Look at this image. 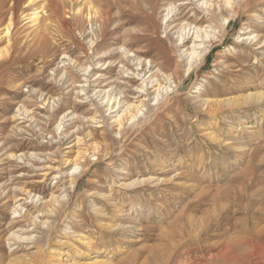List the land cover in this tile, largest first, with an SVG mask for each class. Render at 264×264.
<instances>
[{"label": "rangeland", "instance_id": "rangeland-1", "mask_svg": "<svg viewBox=\"0 0 264 264\" xmlns=\"http://www.w3.org/2000/svg\"><path fill=\"white\" fill-rule=\"evenodd\" d=\"M196 1L0 0V33L14 23L0 34V264H264V0H236L232 17L212 21ZM96 10L104 23L91 26ZM180 22L218 32L188 74L191 43L169 33ZM120 48L152 61L174 92L117 136L114 114L90 101L114 85L136 101L141 81L132 63L120 72ZM91 145L98 155L79 161Z\"/></svg>", "mask_w": 264, "mask_h": 264}, {"label": "bare ground", "instance_id": "bare-ground-1", "mask_svg": "<svg viewBox=\"0 0 264 264\" xmlns=\"http://www.w3.org/2000/svg\"><path fill=\"white\" fill-rule=\"evenodd\" d=\"M3 1V0H2ZM32 1L35 0H30L29 3H31ZM47 1V0H46ZM87 1H92V0H86ZM100 1V0H99ZM190 1L191 4H181V5H192V2L194 0H187ZM141 2H147V4H152V0H134V3H141ZM197 3H195V6L197 9H199L201 11V13L205 14L204 17H209L208 19H210L211 21L214 20L215 15H221V11L222 10H226L231 17L234 15V8H235V4H236V0H216V3L214 4L212 2V0H198L196 1ZM28 3V4H29ZM90 3V2H88ZM94 3V2H93ZM187 3V2H186ZM1 4V3H0ZM48 4V3H47ZM85 4V3H84ZM15 5V3H14ZM30 5V4H29ZM87 5V3H86ZM89 6V5H88ZM180 6V5H179ZM95 7V6H94ZM151 7V6H150ZM79 8V7H78ZM90 10V9H89ZM176 7L175 6H170L168 8H166V15L164 17V22H166L165 24H167L169 22V20L171 18L174 17L175 14H173V12L175 13ZM12 11V9H11ZM10 11V12H11ZM15 11V10H14ZM13 11V12H14ZM77 11H80L77 10ZM83 11V10H81ZM91 12V11H90ZM12 14V13H11ZM39 11L38 9H35V11L31 14H26L25 17L27 19H30V21L32 23L36 22L39 17H38ZM79 14V12H78ZM82 14V13H81ZM14 15V14H13ZM80 15V14H79ZM193 17H197L196 14H193ZM81 16V15H80ZM203 16V15H202ZM11 17V15H10ZM15 17V16H14ZM107 17L109 18L108 20H110L109 14L107 15ZM171 17V18H170ZM25 18V19H26ZM170 18V19H169ZM13 18H9V23L7 26H5L4 31L1 33H5L6 35H10L11 34V29H12V20ZM178 19V18H177ZM195 19V18H194ZM203 19V18H202ZM87 20L88 22L91 24V26H93L94 23H97L99 20H101V22L104 23V19H103V14H101L100 12H98L97 10L95 12H91L88 13L87 15ZM216 20V19H215ZM29 21V22H30ZM94 21V22H93ZM177 21V20H175ZM199 21V20H198ZM219 21L223 26H228L231 23V18L230 17H223L220 16L219 17ZM39 22V21H37ZM86 22V20H85ZM109 22V21H108ZM171 22V21H170ZM217 22V21H216ZM38 24V23H37ZM84 24V23H83ZM170 24V23H169ZM34 25V24H33ZM36 25V23H35ZM96 25V24H95ZM213 27V26H212ZM211 26H207V27H197V26H193L190 23L187 22H180L179 24L175 25V27H173L169 33H171L173 30L174 33H171L172 39L173 36H176V43H179V46H182L181 48H185L186 45L188 43H191V46L187 49H185L183 51V53L180 55L181 57L184 56V58L186 57V62H187V69L186 72L187 74L189 72H191V69L194 65H196L198 62L201 61V59H203L204 56V49L206 44L208 43V41H210V39H214L216 36V34H218V32H216V30H214ZM46 28V27H45ZM47 29V28H46ZM168 29V28H167ZM170 29V28H169ZM168 31V30H167ZM39 32V31H38ZM0 33V34H1ZM251 36V35H250ZM95 37V36H94ZM255 37V36H254ZM98 38V37H97ZM251 37L246 38L247 40L250 39ZM94 39V38H93ZM93 39H89L88 40V44L90 46V48L95 47L94 45V41ZM253 39V38H252ZM9 40V39H8ZM95 40V39H94ZM98 40V39H97ZM96 40V41H97ZM254 41V40H253ZM99 45V44H98ZM90 50V49H89ZM120 53H121V61L118 63L120 64V68H121V73L122 74H128L129 72H131V70L126 68L127 63H132V65L135 67L134 71L132 72L131 76H134L135 79L137 78L139 81H141L140 85L135 87L132 91L133 97L136 99V101H132V100H128L126 99V95L125 92L123 90H117L115 89V85L114 86H110L111 89L110 90H99L97 92L96 95L97 98L95 99V101H90V103H94L91 105H95L97 104V108L98 110H100L102 112H110L109 115L114 114L113 116H110L108 118V120H111L110 126L113 128L115 127L117 130V136H122L123 133L125 132L126 126H130V127H135L137 125H139V123L142 121V118H145L147 116V112L149 110H152L150 103L155 102L157 106H159L160 104H162V101H164L165 99L167 100V97L170 96L169 93L174 92L173 90L171 91V85L166 87V86H162L161 80L158 76V74L160 73V69H157V71L153 72L152 66L153 63L152 61H146L145 59H142L139 55L132 53L130 50H127L125 48H120L119 49ZM2 54V53H1ZM107 55V54H106ZM105 55L100 56L99 58L102 59V57H104ZM110 56V55H108ZM183 58V59H184ZM70 62V61H69ZM115 63V62H114ZM100 64V63H99ZM113 64V63H112ZM104 65V64H103ZM79 66V65H78ZM113 67V65H111V62L109 63V66H107L106 68L103 69H108L111 70L110 67ZM131 66V64H130ZM156 67V66H155ZM125 71H124V70ZM79 70H81V72L87 74L89 71V67H85L82 68L80 67ZM84 75V74H83ZM101 77H105L102 74H100L99 78ZM125 77V76H124ZM98 78V79H99ZM128 78V77H127ZM167 78V77H166ZM169 78V77H168ZM104 79V78H103ZM137 80V81H138ZM169 80H172V78ZM88 83V80H85ZM117 81L115 80V83ZM90 83V82H89ZM168 83V82H167ZM84 84V83H83ZM172 84V83H171ZM89 85V84H88ZM88 85H81L78 87H81L82 89H80L79 94L81 96H85L86 99H90V96L88 94V90L87 87L89 89ZM100 85V84H99ZM84 92V93H83ZM90 92V91H89ZM89 96V97H88ZM95 96V95H94ZM251 96H255V95H251ZM250 96V97H251ZM85 99V98H84ZM99 99V100H98ZM48 101V100H47ZM47 101L43 100V105L45 106ZM49 103V102H48ZM155 105V107H156ZM44 106L41 107V109H45ZM154 109V108H153ZM27 112V111H26ZM73 115L72 112H66L64 114L61 115L55 129L54 132L50 133V135L52 136L53 140H58L61 138L62 134H64V129H65V125L67 122V119ZM73 117V118H72ZM71 117V119H74L75 115H73ZM78 118V117H77ZM93 120H96V117L91 118ZM84 121V120H83ZM94 123V122H93ZM116 135V134H115ZM67 136V135H66ZM65 136V137H66ZM64 137V136H63ZM64 137V138H65ZM77 137V136H76ZM88 135L84 138H76L75 139V143L72 146H75L77 144H81L83 146H85L86 144V139H87ZM61 140V139H60ZM65 139H63L62 141H64ZM61 143V142H60ZM88 143V142H87ZM90 145V144H89ZM90 147V146H89ZM86 149V148H85ZM91 150V152H89ZM89 152V153H88ZM79 153V152H77ZM84 153V154H83ZM81 154V153H80ZM83 156L78 155L79 156V161L80 160H84L86 161V159L89 157L93 158L96 155H98V148L96 147H91L88 149H86L84 152H82ZM101 155V154H100ZM13 158H16V160H22L23 159V155H18V156H11ZM36 158V157H35ZM39 161H42V159L40 158ZM45 161V159H44ZM50 161V160H47ZM69 161V160H68ZM74 161V160H73ZM71 162V161H70ZM83 162V161H82ZM73 165V164H72ZM46 166H44L45 168ZM81 163L79 162H74V168L71 171V175L74 177L69 181L70 183V187L74 189L75 187V175H77V173H79L81 171ZM47 171H50L49 173H51L54 169L52 167L49 168V166L46 168ZM58 172V171H57ZM48 173V172H47ZM48 173V174H49ZM47 175V174H46ZM55 178V177H54ZM57 178V177H56ZM138 181V180H137ZM136 181L131 182L129 184L133 185ZM68 184V185H69ZM69 189V188H68ZM71 190V189H70ZM30 196V195H29ZM33 197V196H32ZM36 198V197H35ZM61 198V197H60ZM51 200V199H50ZM56 200V199H55ZM54 200V201H55ZM65 201V200H64ZM55 204V203H54ZM53 204V205H54ZM62 204V202H61ZM59 201L58 204H56L57 206H55L56 208H54L53 210L51 209V207L53 206H48V213L46 212V214L52 213L51 215H53V212H56L58 210V207L62 206ZM45 205V204H44ZM51 205V204H49ZM21 205L16 206L14 210L15 214H18V210L20 209ZM45 207V206H44ZM62 208V207H61ZM60 209V208H59ZM61 210V209H60ZM59 211V210H58ZM50 217V215L48 216ZM33 224L37 225V219L36 217L33 218L32 220ZM42 226H47V222L44 221L41 223ZM18 237L16 236L14 233L11 234L10 237ZM20 237V236H19ZM18 237V238H19ZM21 238V237H20ZM19 238V240H20ZM24 240L26 241H32L35 240L34 236H29V237H25ZM22 238V241H24ZM16 241V240H15ZM226 249V248H225ZM223 252V251H222ZM227 252V251H226ZM228 253V252H227ZM58 255V253H57ZM59 257L57 258L58 260H60V255H58ZM232 261V260H231ZM98 263V262H97Z\"/></svg>", "mask_w": 264, "mask_h": 264}]
</instances>
